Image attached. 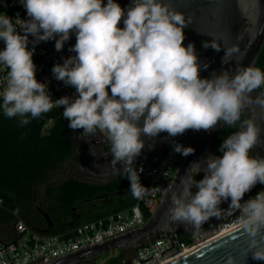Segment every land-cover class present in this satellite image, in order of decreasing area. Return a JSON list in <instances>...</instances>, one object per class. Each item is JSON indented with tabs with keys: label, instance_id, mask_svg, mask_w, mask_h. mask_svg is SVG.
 <instances>
[{
	"label": "clouds",
	"instance_id": "obj_1",
	"mask_svg": "<svg viewBox=\"0 0 264 264\" xmlns=\"http://www.w3.org/2000/svg\"><path fill=\"white\" fill-rule=\"evenodd\" d=\"M18 2L27 17L19 19V29L15 20L0 13V41L5 45L0 67L6 70L0 77V112L22 127L54 107L63 108L69 129H82L81 136L97 131L104 136L112 164L119 165L114 172L129 181L134 199H143L149 189L140 181L143 169L134 166L145 147L142 136L167 133L174 138L186 130L209 131L218 123L236 125L245 94L264 85V72L252 66L232 76L220 72L201 78L193 44L183 46V30L191 18L186 21L163 0H131L126 8L116 0ZM73 34L76 43L69 51L75 55L55 64L51 73L74 88L75 95L53 100L47 83L36 79L35 47L54 40L59 52ZM203 47L221 50L214 42ZM237 51L224 50L222 63ZM258 103L264 106V100ZM240 128L223 140L219 155L206 154L179 177L180 188L172 192L167 216L195 230L222 212H238V225L248 238L246 252L264 261V190L243 200L255 185H264V157L249 155L264 141L252 120L243 121ZM173 150L185 157L194 152L178 143ZM201 173L203 178L197 180ZM222 202H229L227 209L220 207ZM224 264H235V258L228 256Z\"/></svg>",
	"mask_w": 264,
	"mask_h": 264
},
{
	"label": "water",
	"instance_id": "obj_2",
	"mask_svg": "<svg viewBox=\"0 0 264 264\" xmlns=\"http://www.w3.org/2000/svg\"><path fill=\"white\" fill-rule=\"evenodd\" d=\"M116 2L121 8H126L130 5L131 0H116ZM163 3L182 13L186 21L191 18V24L183 30L185 36L183 46L186 47L189 43L193 44L195 54L202 67L199 73L201 78H210L213 73L219 74L220 72H227L229 76H232L238 69L255 66L264 45V0H163ZM120 26H123L122 21L118 27ZM31 40L32 37L29 36V41ZM211 42H214L221 50L216 51L211 47H203L205 43ZM45 43L49 54L61 61L64 60V57L75 55L69 51V48L76 43L74 34L59 52L55 50L54 40ZM4 47V43L0 41V50H3ZM232 47H236L238 51L228 58L227 63L223 64L224 50ZM204 65H207L206 69H203ZM243 108L250 110V113L253 114L251 120L257 126V114L261 112V109L247 100L244 102ZM222 127L223 125L218 123L209 131L186 130L182 135L174 137L180 139L185 147L193 148L194 152L187 157H182L172 181L163 190L160 200L141 227L98 244L81 248L50 262L39 264H94L99 258L114 252L120 253V258L123 259L127 253L135 256L139 250L148 248L144 244L147 240L155 241L164 238L169 240V235L173 232L182 234L197 230H194L190 225L171 222L167 216V209L170 205L172 192L178 191L180 188L179 177L185 174L193 162H199L206 153L210 152V144ZM98 134V138L93 141L91 150L99 149L102 152L104 149L107 150L105 156L109 161L114 179H116L120 174H116L114 168H118L119 165L112 164L110 145L101 133L98 132ZM167 138H169L167 133H161L155 138L142 136L141 139L144 141L145 147L134 161V166L154 167L164 155V142ZM219 218H210L208 222H218ZM46 233L47 230L42 232V234ZM247 240V236L239 227L167 264H224L228 256L235 258V264H264V261L253 260L251 254L246 252ZM169 242L173 248L170 240ZM147 260L149 259L138 260V262L142 263ZM127 264H130V261Z\"/></svg>",
	"mask_w": 264,
	"mask_h": 264
},
{
	"label": "built area",
	"instance_id": "obj_3",
	"mask_svg": "<svg viewBox=\"0 0 264 264\" xmlns=\"http://www.w3.org/2000/svg\"><path fill=\"white\" fill-rule=\"evenodd\" d=\"M0 13L6 14L12 20H15L18 29L19 19L22 21L27 19L26 11L18 0H0ZM31 47L30 43L29 48L31 49ZM66 58L69 57H64V59ZM33 62L37 68L36 79L39 82L47 83L48 91L53 100L75 95L74 88L65 86L63 82L57 81L52 76V67L63 61L49 54L45 42L36 45ZM5 74L6 70L0 67V77ZM2 86L3 81L0 79V87ZM55 111H63V108L54 107L50 112ZM48 123L51 126V121ZM46 125L42 129V135H46L50 128L45 129ZM176 143L183 145L180 139H166L164 142V155L156 162L154 167H136L143 169L140 181L143 186L149 189L146 190L143 199H134L133 205L122 211L108 213L81 222L71 230L60 234L36 232L27 227L18 213L14 212V220L11 226L12 238L0 240V264H25V259H27V264L50 262L81 248L98 244L141 227L150 215L151 208H154L160 200L163 190L172 181L181 163L183 156L173 150V145ZM137 174H140L139 170H137ZM119 177L126 179L121 174ZM262 190H264V185L259 184L256 192L243 200L246 201L251 197H255ZM238 217L239 213L235 211L232 214L222 212L218 222H208L191 233L173 232L169 235L173 248H171L168 238L155 241L147 240L144 244L148 248L139 250L136 254L137 257L132 255L128 261H130V264H167L239 228ZM160 253L162 254L160 255ZM137 258L139 261L149 260L139 263ZM128 261L121 259L120 264H127Z\"/></svg>",
	"mask_w": 264,
	"mask_h": 264
},
{
	"label": "trees",
	"instance_id": "obj_4",
	"mask_svg": "<svg viewBox=\"0 0 264 264\" xmlns=\"http://www.w3.org/2000/svg\"><path fill=\"white\" fill-rule=\"evenodd\" d=\"M264 64V46L256 62V68ZM63 111L48 112L29 124L19 126L17 119H6L0 112V236H13V213L17 212L27 227L46 234H60L80 224V211L76 204L97 195L129 190V181L120 177L106 186L82 183L74 179L61 181L55 187L47 184L69 161L74 150V130L68 128ZM51 121L46 135L42 129ZM242 117L236 125H225L213 139V150L223 140L240 130ZM47 186L42 192L40 188ZM133 202L125 203L112 212L122 211ZM99 213L88 220L100 217ZM74 215V216H73ZM87 221V220H86ZM49 226H51L49 228ZM7 231L1 234V230ZM49 228V229H48ZM107 256V255H106ZM103 256L99 259H102ZM110 264H120L114 259Z\"/></svg>",
	"mask_w": 264,
	"mask_h": 264
},
{
	"label": "flooded vegetation",
	"instance_id": "obj_5",
	"mask_svg": "<svg viewBox=\"0 0 264 264\" xmlns=\"http://www.w3.org/2000/svg\"><path fill=\"white\" fill-rule=\"evenodd\" d=\"M254 67H256V64ZM260 70L264 72V64L260 68ZM245 95L247 96V101L249 103L261 109V112L257 114V117H258L257 127H259L261 130L260 140L264 141V106L258 103V101L264 100V85H262L260 88L253 90L250 93H246ZM241 117L243 121L251 120V118L253 117V114L250 113V110L248 108H242ZM225 125L226 124H224L223 127ZM82 131H83L82 129L77 130L76 132L74 131V150L68 162L72 163V162L77 161L76 162L77 163V173L76 174L79 179L96 182L98 183V186H106L112 180H115L114 175L111 172L110 167H109V161L105 156V153L107 150L104 149L102 152L99 149H95L94 151H92L91 146L93 144V141L96 140L99 136L98 131L88 136H81ZM183 146L185 147L184 143H183ZM206 154L219 155L213 150V140L210 144V152ZM249 155L253 157H258V158L264 157V142L259 143L256 146H254L253 149L250 150ZM203 166H204L203 163H201L200 165L201 169L203 168ZM202 178H203V173H201L200 175L196 177L197 180H200ZM258 187H259V184L255 185L251 189L250 192L245 194L243 199H245L249 195L256 192ZM229 202H222L220 207L224 209L226 206L229 205Z\"/></svg>",
	"mask_w": 264,
	"mask_h": 264
},
{
	"label": "rangeland",
	"instance_id": "obj_6",
	"mask_svg": "<svg viewBox=\"0 0 264 264\" xmlns=\"http://www.w3.org/2000/svg\"><path fill=\"white\" fill-rule=\"evenodd\" d=\"M50 127L49 123H47L45 129H48ZM75 131V130H74ZM77 162V161H76ZM76 162H64L62 164L61 170L55 174L54 178L47 184L49 187H55L57 186L61 181L67 180V179H74L77 181H80L82 183H87V184H94L98 185L96 182L84 180V179H79L77 176V163ZM47 186H44L40 188V192H42ZM134 198L132 197L131 193L129 190H123V191H117L113 192L110 194L102 193L97 195L95 198L85 201L83 203H77L76 204V211H80L81 218L86 217L88 214L92 215L91 213L99 214V213H109L113 211L114 209L122 206L125 203L133 202ZM153 210V207L151 208V211ZM88 215V216H90ZM74 216V215H73ZM80 218V219H81ZM1 230V234L5 233L7 231L6 228H3ZM1 237V236H0ZM120 253L114 252L110 253L106 257L102 259H98L95 261L94 264H110V262L114 259H119ZM125 260L130 259V254H126L125 257L123 258ZM92 264V263H89Z\"/></svg>",
	"mask_w": 264,
	"mask_h": 264
},
{
	"label": "crops",
	"instance_id": "obj_7",
	"mask_svg": "<svg viewBox=\"0 0 264 264\" xmlns=\"http://www.w3.org/2000/svg\"><path fill=\"white\" fill-rule=\"evenodd\" d=\"M109 213H112V211H111V212H109ZM91 214H92V215L88 214V215H90V216H88V215H87L86 217H83V216H82V218H81V215H80V217H77V218H79V219L81 218V219H80V222H84V221L88 220V218H87V217L91 218V217H93V216H96V215H97V214H95V215H94L93 213H91ZM107 214H108V213H107ZM3 238H5V239H6L7 237H6V236H2V237H0V240H1V239H3ZM7 239H8V238H7ZM127 254H128V253H127ZM129 254H130V253H129ZM131 256H132V254H130V258H131ZM119 260H121V258H120V257H119Z\"/></svg>",
	"mask_w": 264,
	"mask_h": 264
}]
</instances>
